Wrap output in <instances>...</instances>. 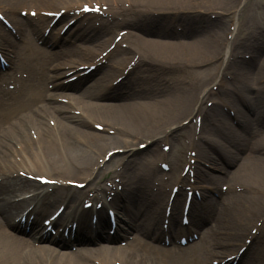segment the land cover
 <instances>
[{
	"label": "bare ground",
	"instance_id": "bare-ground-1",
	"mask_svg": "<svg viewBox=\"0 0 264 264\" xmlns=\"http://www.w3.org/2000/svg\"><path fill=\"white\" fill-rule=\"evenodd\" d=\"M27 1V0H26ZM35 1V0H33ZM45 1V0H38ZM59 0H47V3L51 4L53 2H57ZM125 0H113L114 4L119 5L120 2ZM134 7L130 12V16L134 19L146 18L147 16H151L154 13L152 9L162 10L167 2H180L183 0H127ZM189 3L194 6L193 8H200L202 10L213 11L216 8H222L223 4L226 0H188ZM23 0H0V4H4L8 7V9L14 13L17 5L21 4ZM67 7L70 4H66ZM219 6V7H218ZM73 7V6H72ZM150 7V8H148ZM162 8V9H160ZM71 8L67 9L69 11ZM122 11H115L113 15H120ZM13 22L15 24H21L17 17H12ZM46 18L40 17L39 23H44ZM36 29V28H35ZM87 30V26H80L79 31L75 33V38L81 42L78 43L73 48H66L61 55L64 57H71L70 55L74 53L85 54V55H93V51L97 52V48L101 46L105 40L99 39L108 34L106 28H102L98 31V35L89 36L85 34ZM20 33L23 34L21 30L18 29ZM132 33L127 35V38H130ZM110 39V38H109ZM108 39V40H109ZM133 39V38H132ZM143 41L141 47L144 48V51L147 54L154 55H146V56H157L158 60V52H154L150 46L151 39ZM22 42L26 45L22 48L15 47L14 55L20 63V66L27 70L28 76L26 79H19L18 88L20 91L21 97H30L33 95H38L39 99L43 100L39 105L34 107L32 104H29V101H26L24 104L17 103L16 105H11L15 107V114L11 117H3V113L0 110V200L3 205L8 208L14 209L16 208L21 201H14L12 199L14 190L16 188L24 189L29 186L36 188L38 184L31 180L26 181L20 177L12 176L11 166L9 164V157H11V153L15 152V150H20L24 155L25 159L30 164L33 163L28 155H26V148L31 144L33 145L32 138L28 137L25 133L28 127L36 129V136L38 142L43 146V151L47 155L53 154L54 163L58 166V168L62 171L70 170L71 172H82L85 175L89 173V167L95 163V154L100 155L103 152V148L113 145L115 143H121L119 146L112 147H122L128 148L129 146H133L135 144L138 137L144 138L150 141L148 147L151 151L157 152L158 157L160 158H168L167 153H160L157 151V142H154V137L159 133L163 132L167 128H169L173 124H177L179 118L178 114L184 111L187 107L190 106L193 97L196 94V90L192 92H186L185 94H173L172 96H167L164 99H160V101H147L140 100L138 102L129 101V98L133 96L132 92H127L125 94H117L115 95V99L124 101L126 106L124 108H120L117 111H110L107 109V106L104 104L95 103L98 97L97 92L101 88L108 87L111 83L113 84V75L118 73L119 75L123 74L122 68L127 65L128 56L124 50H119V55L121 57H117L112 64H102L107 63L105 60L98 61L99 63V71L100 73L91 80L89 86L85 88L81 96H84L83 104L92 109V111L104 109L103 112L106 113H98V114H107L108 118L119 119L121 122H113L112 120L108 121L107 124L111 123L113 125L118 126L119 135H108L102 132H89L81 128L80 122L74 115L68 113L65 108L61 106V104H55L56 95L46 93L45 90V82H46V73L42 70L44 68L45 62L42 56L43 49L39 47L30 36L22 37ZM86 43L87 45H83ZM211 43L208 40H202V42H198V44L194 45L188 43L189 52H193L198 55L207 56L209 54V47H211ZM84 51L85 53L79 52ZM143 51V50H142ZM143 51V53H144ZM262 50H259V53ZM110 51L109 53H111ZM261 55H264L261 54ZM143 56L144 54H141ZM145 56V57H146ZM263 58V59H262ZM262 60H257L255 58L254 62L250 64H240L239 70L237 73V78L240 79L241 83L244 85L246 90L250 87V81H254L256 84L261 83L262 89L264 91V73L262 74L264 68V56H261ZM142 63L143 60H140ZM63 61H57L56 67L61 68ZM158 65V62H157ZM204 74L207 75L206 68L202 70ZM263 77V78H262ZM86 77H84V80ZM206 79V78H205ZM204 79V80H205ZM204 82V81H203ZM69 86V83L61 86L62 88H66ZM80 86L74 87V89H78ZM231 90H235L234 87L228 86ZM7 92L0 86V101L3 99ZM59 95V94H58ZM74 94L66 93L65 97L67 99L73 98ZM255 96V94L253 95ZM262 95H258L253 99L254 110L248 108V112H242L238 110V113L241 112L243 124L239 130H234L227 125V120L213 117L217 123L216 127L213 128L212 133L215 135L224 138V132H220L219 129L224 127V129H228L230 136V142L234 140L235 143H241L243 148L249 143L247 139V134L253 133L257 131V128L253 125V120L258 118V113L264 107V98L262 99ZM86 99V100H85ZM87 99H92L95 101L87 102ZM238 99V98H237ZM227 100H231V97L228 94L219 96L218 104H215L214 109L203 110V116L205 120L207 118L212 117L217 111L218 106L224 105ZM10 106V110H11ZM256 106V108H255ZM100 112V111H98ZM110 115V117H109ZM45 118H52L55 120L56 130L52 132L50 127L46 125L43 121ZM134 128V129H131ZM207 126H203V131H205ZM243 129V130H242ZM176 129H170L168 134H173ZM88 131V132H87ZM245 131V132H243ZM242 132V133H241ZM241 133V134H240ZM261 139L264 140V131H261ZM240 134V136H239ZM239 136V137H238ZM143 139V140H144ZM226 140V142L229 141ZM134 142V143H133ZM229 142V143H230ZM14 144L19 145L20 149H15ZM264 144V141L262 142ZM226 143H224V146ZM147 145L143 149L146 151ZM114 149V148H113ZM104 155V153H102ZM139 154L136 151H133L129 156L122 155L118 151L112 153L110 159L113 163H119V166L122 170L117 171V173L123 176V183L125 185L124 190L119 193L117 198H113L109 203L115 204L116 207H120L122 210H119L124 214L123 210H126L127 214H130V217L133 221L128 219L127 226L132 228H139L143 226L145 230L151 232L153 230V224H149L150 221L148 218L154 215H151L153 210H149L150 202H153L151 198V185L153 180L156 178L154 176L153 170L150 168V162L146 159L140 158L137 156ZM202 157H208L207 160L210 164H216L211 154L206 153L202 150ZM227 154H232V150L228 149ZM42 155V154H41ZM37 156V155H36ZM155 161V158H153ZM133 163H137L140 165L139 168L134 167ZM221 169H224L222 167ZM114 172H116L114 170ZM204 171H199L198 178L201 179L205 177ZM246 177L248 179H252L249 182H245ZM185 179V177H184ZM210 179H214L210 176ZM249 179V180H250ZM179 180L182 181L183 177H179ZM236 180H240L241 186L246 187L248 189H255L258 184H264V156H258L254 158V161L251 165L245 167V169L236 175ZM89 182L91 180H88ZM71 191V196L67 199L65 198L67 211L64 212V216L68 218V220L72 222H76L78 224L77 230L72 234L71 231L68 233V237H59L57 239H53L52 241L56 245H48V246H38L33 247L26 244L23 241L17 240L16 238L10 237L3 230L4 227L0 225V264H90L85 262V256L83 251H87L89 254H93L95 257H98L103 261L104 264H113V258H120V264H140L141 262L146 264V262H151L152 257H156L158 253H163L160 248H156L154 246L144 245L143 248H137L134 242H129L128 245L124 247L119 246H101L98 248H89L87 246V241L83 237H80L83 242H80L81 246L78 247V253L76 251H65L60 249L64 244H71L73 239L77 236V232L80 226L87 222L90 216L97 215L101 210L97 208L92 209H84L79 208L75 203L81 200L86 194L88 189L81 190L72 187H68ZM258 189V188H257ZM62 190H55L52 193L46 194L42 200L39 202L37 206L38 213L46 212L51 206H53L59 199H62ZM233 198L227 206V209L223 211L222 209L217 212L216 216L220 223L230 224V236L235 238L240 237L242 232H246L245 225L249 224L252 220L248 214L242 213V215L237 213V207L242 202H246L247 200L253 201L251 195L242 194L240 192L234 191ZM24 201V200H22ZM242 201V202H241ZM127 203V204H126ZM129 204H132L134 209L129 207ZM178 204V199H175L172 204V210L175 212ZM204 202V208L202 211L197 213L192 217V224L195 229H200L202 226L201 220H203V216L205 215L206 206ZM229 206L233 211L229 213ZM208 207H213L208 204ZM213 209H215L213 207ZM118 211V212H119ZM212 213V211H209ZM193 213V211H192ZM235 213H237L235 215ZM142 215H146L142 217ZM213 215V213L211 214ZM160 217V213H158ZM156 219L153 217L152 220ZM232 219L233 222H232ZM107 224L102 223L98 226L99 229L106 228ZM148 233V232H147ZM46 240L49 237H44ZM75 240V239H74ZM199 240L205 244V235L202 233L199 236ZM78 244V241L76 242ZM217 243L218 246L216 248H220L221 251L224 250L222 247V243ZM254 245H252L253 247ZM27 251V252H25ZM145 252V253H143ZM113 256V258H110ZM237 256V255H236ZM171 259L174 260V256H170ZM169 257L167 258V260ZM190 258H188L189 260ZM186 261L185 259L183 262Z\"/></svg>",
	"mask_w": 264,
	"mask_h": 264
},
{
	"label": "rangeland",
	"instance_id": "rangeland-1",
	"mask_svg": "<svg viewBox=\"0 0 264 264\" xmlns=\"http://www.w3.org/2000/svg\"><path fill=\"white\" fill-rule=\"evenodd\" d=\"M185 4L186 3L183 1L181 5H185ZM262 5H264V0H248L247 1L246 5H244L241 10V14L238 16L239 20L236 25V32L234 33L235 36H237L238 34H241V35L247 34L248 38H250L253 29H255L254 27L255 20L257 19L258 21L264 23V9ZM200 21L201 20L199 19V21H196V23ZM199 24H200V27L203 26V29H206V32H205L206 35L200 34L201 33L200 29L191 28L187 26L186 23L184 24L182 30L180 31L175 30V29H171V30L167 29L165 25H158V26L147 25L145 26V28H140L138 30V34L141 37V43H143V41L145 43L144 39L146 40L151 39L153 43H151L150 46L154 52L155 51L158 52L159 57L164 56L167 53L166 50H168L170 51V53H177V54L179 53L178 55L177 54L174 55L177 57L178 56L181 57L179 59H191L192 58V60L188 62L202 63V62L209 61L210 58H212L221 49L220 48L221 44L219 42L222 41L224 37H223V33L221 34V32L219 34H216L215 32H213V28H212L213 25H211V22L207 21L202 24L201 23ZM216 24H219V23H216ZM222 26H224L226 29V24ZM197 36L199 37L200 40H208L209 42L211 40L212 46L209 47L210 48L208 50L209 54L207 56H203V55L196 56V54H194L192 51L189 52L188 43L196 45ZM163 40H169L170 42H165ZM259 42H257L256 44L258 45V47H259ZM250 44H251V40L249 41L248 39L247 47H250L251 46ZM260 46H261L260 48L262 47L264 48V41L261 42ZM180 51H185L190 56L187 58L185 55H182L184 53ZM261 52L264 53V49ZM249 63H251V60ZM208 71H211V67L208 68ZM262 71H264V69ZM187 78L189 77L187 76ZM192 78H195L193 73H191L190 75L191 80ZM154 85L155 87L151 84H148L147 81L141 82L136 87L131 89V92L133 93V96L131 97V99L134 98V100H141L142 98H147L149 101H151L157 98L159 100L171 94L181 92L185 89V87L190 88V85L185 86V85L177 84L176 86H173V84H162L160 82H158V84L154 83ZM106 106H107V109L110 111H117L120 108H124L126 105L124 103L117 101V103L115 102L112 104H106ZM105 108L106 107H104L103 110L100 109V110L92 111V109L87 108L85 105H83V110L87 112L88 114H90L92 117H95V119H99V120L104 119V120L110 121L113 118L112 119L108 118L107 114H98V111L103 112ZM260 119L261 120L257 123V127L261 131H264V112L260 116ZM112 121L121 122L119 119H115V118ZM81 128L88 130V131H97L96 129L90 126H87L86 128L83 124H81ZM131 129H134V128H131ZM255 134L257 135V137H259V133H257V131L253 133H249L247 135V139L249 140V143L245 149H242L241 147H237V146H236L237 148H235V145L233 144L229 145L232 148V154H229L230 156H226V155L222 156L223 158L221 159V161L223 162H222V165H219L220 170H216L215 168L212 170L213 174H216V176L219 178L218 182L215 183V181H213L212 183L213 185L219 186L220 183L233 184V183H237V181L241 182L240 180H236V175L244 170V167H243L244 165L248 166L249 164H252L251 162L254 161V157L261 156V151L257 154L251 151L252 148L260 147L262 142L264 141L262 139H259L258 141H256ZM119 144L120 143H115L113 144V146L119 145ZM108 147H111V146L109 145L103 149H106ZM222 167H224V169H221ZM249 179L248 177H246L244 180H246L245 182H249L252 180V179L250 180ZM196 182L200 183V181H196ZM201 182H208V181H204L201 179ZM256 187L260 188L258 190H261L262 194L254 196L252 202L255 205L252 202H250V200L246 202H242L241 206L237 208L238 209L237 213L246 212V213H250V215H251V211H257L258 213H262V214L264 213V184L263 185L258 184ZM227 195L228 194L226 193L223 196L226 198ZM232 212H233L232 210H229L230 216ZM237 213H235V215ZM233 220L234 219H232V222ZM216 230L220 238L225 239V240L228 239V238L226 239L224 237L225 235L221 233L223 228L220 223H219V226H217Z\"/></svg>",
	"mask_w": 264,
	"mask_h": 264
},
{
	"label": "snow or ice",
	"instance_id": "snow-or-ice-1",
	"mask_svg": "<svg viewBox=\"0 0 264 264\" xmlns=\"http://www.w3.org/2000/svg\"><path fill=\"white\" fill-rule=\"evenodd\" d=\"M84 10H85V11L90 10L89 7H88V5H85V6H84Z\"/></svg>",
	"mask_w": 264,
	"mask_h": 264
}]
</instances>
